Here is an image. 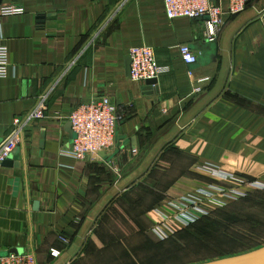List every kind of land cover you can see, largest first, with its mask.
<instances>
[{"label": "crops", "instance_id": "1", "mask_svg": "<svg viewBox=\"0 0 264 264\" xmlns=\"http://www.w3.org/2000/svg\"><path fill=\"white\" fill-rule=\"evenodd\" d=\"M5 7L23 12L0 14L11 64L0 78V138L48 100L18 159L0 169V256L91 264L100 221L153 226L165 201L216 182L205 164L264 184V0L227 15L215 62L193 68L179 46L209 39L204 21L169 20L164 0H0ZM144 45L170 68L154 86L126 73L130 49ZM105 96L126 115L110 159L73 158L68 116Z\"/></svg>", "mask_w": 264, "mask_h": 264}, {"label": "built area", "instance_id": "2", "mask_svg": "<svg viewBox=\"0 0 264 264\" xmlns=\"http://www.w3.org/2000/svg\"><path fill=\"white\" fill-rule=\"evenodd\" d=\"M228 10L223 6L224 0H164L166 16L169 20L187 18L203 20L210 40L221 31L227 15L237 16L242 13L251 0H228ZM23 9L5 7L0 14L21 13ZM182 60L190 65L196 62V55L188 45L179 46ZM131 79L134 82H146L158 79L170 71L167 66L158 64L154 50L149 46L130 49ZM11 68L9 49L0 35V78L8 77ZM191 75V73H190ZM207 79L200 80V83ZM201 88H196L200 93ZM47 94H43L36 105L25 115L17 117L13 129L6 138H0V169L19 148L30 124L46 118ZM126 118L123 109H119L109 97L92 100L80 105L68 116V121L76 138L66 153L76 159H100L101 153H111L116 146L117 127ZM202 171L212 175L217 180L180 197L165 201L154 210L156 221L151 230L158 240H166L181 229L192 227L215 210L229 207L239 202L256 190H264V184L251 181L234 173H221L213 165L205 164ZM66 245L67 238L61 237ZM53 257H59L61 252L53 250ZM0 264H39L34 252L9 254L0 258Z\"/></svg>", "mask_w": 264, "mask_h": 264}, {"label": "rangeland", "instance_id": "3", "mask_svg": "<svg viewBox=\"0 0 264 264\" xmlns=\"http://www.w3.org/2000/svg\"><path fill=\"white\" fill-rule=\"evenodd\" d=\"M143 222V221H142ZM100 221L91 264H202L264 246V190L158 240L152 226Z\"/></svg>", "mask_w": 264, "mask_h": 264}, {"label": "water", "instance_id": "4", "mask_svg": "<svg viewBox=\"0 0 264 264\" xmlns=\"http://www.w3.org/2000/svg\"><path fill=\"white\" fill-rule=\"evenodd\" d=\"M190 49L192 51L195 50V51L200 52L199 57L196 59V62L194 63L195 65L191 66L192 68L197 66L198 64H200L202 66H206V65H209V64L215 62V60H216L217 43L215 40H210V39L202 40L201 42H198L194 46L190 47ZM131 63H132L131 57H128L126 59V73L128 76H131ZM157 83H158V79L146 81V84L148 86H154ZM69 128H70L69 132L71 134V138L74 141L76 136L72 131L70 123H69ZM12 155H15L14 157L17 160L18 155H19V151L15 150ZM100 156L104 160H107V161L110 159L109 157H106V154H104V153H101ZM6 164H8V161H6L4 163V165H6ZM17 166H19V165H17ZM37 205L38 204H35V206H37ZM21 253H22V251L13 250V251L3 253L0 256V258L6 257L9 254H21ZM202 264H264V246L257 248L255 250L243 253V254L234 255V256L218 259V260H213V261L205 262Z\"/></svg>", "mask_w": 264, "mask_h": 264}]
</instances>
